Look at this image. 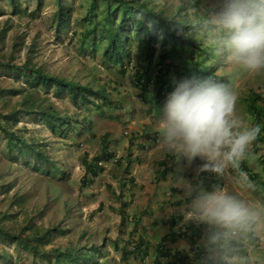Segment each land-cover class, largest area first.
Masks as SVG:
<instances>
[{
	"label": "rangeland",
	"instance_id": "1",
	"mask_svg": "<svg viewBox=\"0 0 264 264\" xmlns=\"http://www.w3.org/2000/svg\"><path fill=\"white\" fill-rule=\"evenodd\" d=\"M156 2L158 10L165 9V13H168L174 0ZM21 3L22 9L37 6V2L32 0H21ZM44 3L40 12L30 16L11 13L7 0H0V10L3 11L0 14V62L17 66L29 62L31 66L52 75L97 89H108L109 85H114V90L108 89V93L113 101L119 99L123 107L117 109L118 112L111 105L101 110L76 107L68 95L56 96L53 88L47 92L31 86L24 77L14 79L0 72L2 113L15 109L38 111L53 105L69 118L73 127L67 137H62L52 133L44 122L36 120V114L23 113L18 125L12 128L28 143L39 146V150L49 158L48 164L54 163L55 166L39 163L29 156L27 160L20 158L19 151L10 152L6 139L0 136V215H9L2 222L5 228L14 233L21 232L24 227H29L26 234L36 228L62 227L68 230L66 234L53 235L46 249L99 246L104 255L99 258V263L112 261L118 264L120 254L114 249V243L117 240L122 246L131 231L130 219L126 224L121 222L120 197L126 196L133 186L136 187L135 198L141 197L138 184L131 181L127 185L140 162L139 148L135 147V143L142 139L147 141L148 150L154 152L158 149L148 141L153 138L154 132L159 133L158 120L163 116L164 106L153 107L139 96L140 88L135 85V77L139 75L142 65L135 59V48H132L134 68H125L124 73L116 66L102 64L100 56L82 54L78 50L72 32L77 20L85 15L79 9L80 0L75 2L70 27L62 32H58L54 20L57 9L55 0H44ZM207 57L209 62L213 61L210 52ZM215 67L218 64L214 62ZM216 73L232 80L240 92L238 109L248 119L243 111V101L250 90L260 89L264 85V75L234 79L229 70L220 66ZM115 112L119 114L112 116ZM106 147L111 156L102 163L104 170L98 175L87 173L84 158L88 163H94V157L100 156ZM262 162L261 156L257 155L251 158L249 164L254 171L261 173ZM188 167L197 176L196 159ZM226 176L237 179L238 173H226ZM138 178L144 184V192L151 190L156 179L146 169L138 172ZM257 194L260 195L259 192ZM143 203L138 205L145 208L147 204ZM138 209L141 210L140 207ZM126 214L130 218L134 208L127 209ZM5 249L18 264L33 262V257L19 251L15 244L0 240V250Z\"/></svg>",
	"mask_w": 264,
	"mask_h": 264
},
{
	"label": "trees",
	"instance_id": "2",
	"mask_svg": "<svg viewBox=\"0 0 264 264\" xmlns=\"http://www.w3.org/2000/svg\"><path fill=\"white\" fill-rule=\"evenodd\" d=\"M32 1L37 2L34 9L31 6L22 9L21 0H7L8 10L11 13H26L33 16L42 10L45 3L44 0ZM75 2L76 0H55L57 9L54 20L57 22L58 32L70 27ZM203 4L204 0H190L192 7L200 8ZM79 9L83 10L85 15L77 20V25L72 32L78 50L82 54L100 56L102 64L116 66L121 73H124V69L132 63V48H135V59L142 65L139 75L135 77V85L139 86V96L147 103L152 100L158 103L163 102L167 93L173 90L174 80L193 76L223 78L217 75L216 67L213 68L214 62L207 60L210 51L195 35L191 34L189 27L179 26L178 22L165 16L168 14L165 13V9L158 10L156 0H80ZM2 12L0 10V14ZM189 22H194L191 17ZM0 72H5L7 76L14 79L24 77L31 86L43 88L47 92L53 88L56 96L68 95L76 107L87 110L96 107L101 110L106 105H111L114 111L121 110L123 107L119 99L113 101L108 93V89L114 90V85H109L108 89L81 85L31 66L29 62L21 66L0 62ZM25 110L15 109L6 114L0 111V136L6 139L10 152L19 151L20 158L27 160L29 156L39 163L55 166L54 163L48 164L49 158L44 151L39 150V146L28 143V140L18 135L12 128L20 122L21 114L32 113L36 114V120L44 122L52 133L67 137L73 130L69 118L62 115L53 105L38 111ZM243 111L252 124H258L261 127L251 152L252 157L261 156L263 172L254 171L248 162L241 164V168L249 174L261 190H264V86L250 90L243 101ZM116 112L112 113V116L119 114ZM107 149L108 147L100 156L94 157V163H88L87 158H84L87 173L98 175L104 170L102 162L109 160L111 156ZM173 159L172 156L167 155V158L159 164L163 169L158 174L159 181L173 172V167L169 166V161ZM38 169L42 170L39 167ZM193 176L188 173L185 177L193 183L202 184L205 190L211 191L215 187H221V184L214 182V177L205 171L200 172L198 178ZM134 196L122 202V224H126L129 220L126 211L132 206ZM8 217L7 213L0 215V240L6 244H15L19 251L31 255L33 262L30 264H114L112 261L99 263V258L104 256L99 246L46 249L45 246L53 235L66 234L68 230L62 227H49L44 230L36 228L30 234H26L25 231L29 230V227H24L21 232L14 233L3 225L2 220ZM143 218L141 215H132L130 238L124 241L122 246L117 240L115 241L114 249L120 254L118 264H199L203 249H197L190 254L173 248L183 234L177 235L171 231L156 243L146 240L150 224L143 222ZM191 232L197 238L202 236L200 229L192 228ZM8 251V249L0 250V264H18L15 258L7 253Z\"/></svg>",
	"mask_w": 264,
	"mask_h": 264
},
{
	"label": "clouds",
	"instance_id": "3",
	"mask_svg": "<svg viewBox=\"0 0 264 264\" xmlns=\"http://www.w3.org/2000/svg\"><path fill=\"white\" fill-rule=\"evenodd\" d=\"M165 16L189 27L210 51L213 62L229 70L234 79L264 75V0H204L200 8L190 6V0H174ZM189 17L194 22H189ZM173 84L163 102L149 103L164 109L158 120L159 133L154 132L148 142L156 147L161 143L166 153L183 157L188 165L196 158L203 160L197 176L191 173L195 178L203 171L223 175L233 169L238 173L234 190L221 186L208 191L177 173L178 162L168 154L174 158L169 161L173 172L166 178H176L173 186L181 189L179 198L186 201L179 210L183 223L199 226L191 225L190 233L192 228L202 233L199 264H264V190L241 168L242 162L251 161L260 125L240 113V92L230 79L193 76ZM159 164L158 174L163 171ZM131 181L135 183L130 180L127 185ZM134 187L120 197L122 202L135 195ZM146 210L149 213V207ZM129 219L132 229V216Z\"/></svg>",
	"mask_w": 264,
	"mask_h": 264
},
{
	"label": "crops",
	"instance_id": "4",
	"mask_svg": "<svg viewBox=\"0 0 264 264\" xmlns=\"http://www.w3.org/2000/svg\"><path fill=\"white\" fill-rule=\"evenodd\" d=\"M135 147L137 149L139 148L137 152L140 162L138 165H136L133 173L130 175V180H135V183L138 184L139 189H141V197H134L132 208H134V212L137 216H143L144 222L150 224L146 239L153 243L160 241L163 236L170 233L171 231L175 232L177 235L185 232L183 237L176 241V243L173 245V248L175 250L184 251L185 253L190 254H192L197 249H202L200 247L202 236L197 238L189 232L191 225L194 227L199 226L191 222L187 224L183 223V216L179 210L181 206L186 203V201L182 202L183 200H180L179 198V196H182L181 189L173 186V181L176 178L174 176H169L163 181H158L155 179V183L152 184L153 187L151 190L146 192H144V184L139 181L138 178V172H142L144 169L151 172V175L156 178V175L158 174V164L162 160L161 158L166 157L168 154L175 156L174 163L178 162L177 166L175 167L177 173L186 175L188 173H192L193 169L188 167L189 165L183 157H178L172 153H166L163 150V146H159L158 149L153 152L151 150H147L145 141L138 139L135 143ZM247 162L248 161H244L241 164H245ZM203 163V160L196 158L197 169ZM235 171L236 170L229 169L226 173ZM207 172L214 177V182H219L221 184L222 188H228L229 190L235 189V178L227 177L226 173L223 175H218L214 172ZM134 190H136V187H134ZM142 200H145L144 203L147 204L145 208H142L138 205V203H143ZM178 201H180V203H178ZM148 206L149 213H146ZM138 207L141 208V211H139ZM173 219L176 220L173 221Z\"/></svg>",
	"mask_w": 264,
	"mask_h": 264
}]
</instances>
